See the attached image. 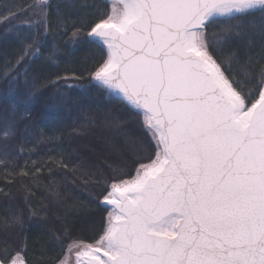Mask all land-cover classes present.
<instances>
[{
  "label": "snow or ice",
  "instance_id": "6c2138e0",
  "mask_svg": "<svg viewBox=\"0 0 264 264\" xmlns=\"http://www.w3.org/2000/svg\"><path fill=\"white\" fill-rule=\"evenodd\" d=\"M51 8L33 0L0 13V23L26 17L30 29L5 78L40 52ZM257 13L258 23L249 19ZM72 29V40L97 45L100 56L70 78L128 110L139 125V138L126 141L137 167L127 179L112 165L107 175L63 157L47 165L95 185L107 212L87 236L63 227L55 264H264V0H108ZM3 135L14 137V125ZM0 165L5 185L44 167L17 170L6 150ZM24 219L16 210L0 219V264H33L21 259Z\"/></svg>",
  "mask_w": 264,
  "mask_h": 264
},
{
  "label": "trees",
  "instance_id": "16d2710c",
  "mask_svg": "<svg viewBox=\"0 0 264 264\" xmlns=\"http://www.w3.org/2000/svg\"><path fill=\"white\" fill-rule=\"evenodd\" d=\"M32 3L33 0H0V13L7 7H26ZM49 3L51 27L40 52L7 78L3 75L4 65L15 63L21 33L28 34L30 29L22 22L26 17L8 25L0 23V152L6 150L12 155L17 170L25 165L26 170L44 165L41 172L16 177L7 185L0 177V188L9 192L7 197L0 195V219L6 211L24 214L26 244H21L24 249L21 255L33 264H55L60 255L55 237L63 227L87 236L107 215L95 203L99 191L95 185L85 186L70 170L55 167L49 172L47 165L63 157L76 165L82 161L98 165L105 175L111 171L107 165H112L129 179L135 175L137 153L126 141L129 136L139 138V125L131 122L123 105L112 102L107 92L89 80L70 78L73 72L86 76L84 69L100 56L97 45L71 39L72 26L86 21L93 6L103 7L108 0ZM57 6L60 15L55 12ZM259 18L257 13L249 19L258 23ZM40 31L43 35V30ZM258 43L257 40L251 45L257 52ZM232 47L246 50L249 44L233 42ZM57 76L69 79L57 81ZM6 123L14 125V137L4 138ZM29 186L31 192L26 190ZM29 211L37 214L29 216ZM41 249L43 257L39 254Z\"/></svg>",
  "mask_w": 264,
  "mask_h": 264
},
{
  "label": "rangeland",
  "instance_id": "374dc122",
  "mask_svg": "<svg viewBox=\"0 0 264 264\" xmlns=\"http://www.w3.org/2000/svg\"><path fill=\"white\" fill-rule=\"evenodd\" d=\"M50 1V0H49ZM130 179V178H129ZM21 259L24 260L23 256L21 255Z\"/></svg>",
  "mask_w": 264,
  "mask_h": 264
}]
</instances>
